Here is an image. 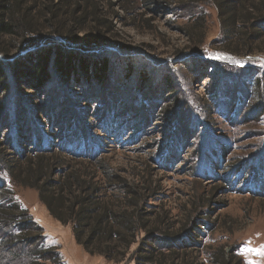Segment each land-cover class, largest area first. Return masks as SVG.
I'll use <instances>...</instances> for the list:
<instances>
[{"label": "trees", "instance_id": "16d2710c", "mask_svg": "<svg viewBox=\"0 0 264 264\" xmlns=\"http://www.w3.org/2000/svg\"><path fill=\"white\" fill-rule=\"evenodd\" d=\"M210 3L218 13L221 50L236 55H264V0ZM109 25L112 27L101 0H0V38L9 36L23 42L21 47L15 46L20 47L16 54H10L8 46L0 45V130L7 123L11 127L9 134L0 138V161L4 162L2 173L6 174H0V194L6 193L8 180L36 189L50 213L63 223H70L77 241L90 253L115 258L130 250L128 257L134 264H205L201 252L196 251L202 230H194L195 225L190 230L176 231L167 211L165 216H158L154 205L149 204L161 188L152 174L144 170L133 183L125 170L113 166L104 143L83 123L85 116L76 113L70 101H89L97 129L114 134L116 139H121L128 127L132 128L136 118L141 119L144 127L156 114L155 104L162 102V87L152 97L140 93L137 99L134 93L127 92L121 98L118 87L122 67L114 74L115 61L120 60L110 58L113 52L108 51V46L112 41L106 35L113 28ZM206 26L202 14L184 29L195 50L200 51L205 43ZM189 57L202 61L207 68L217 65L195 55ZM146 64L149 65L146 62L142 67ZM159 70L161 76L167 73L165 68ZM139 75L145 78L144 71ZM7 77L14 80L13 85L5 80ZM227 77L226 72L218 74L213 94L218 106L220 100L228 102L222 113L244 120L242 114L248 110L259 113L264 109L261 89L254 105H248L249 98L244 94L240 102L241 90L235 92L234 86L226 87L234 83ZM160 83L166 87L169 79ZM17 87L48 96L51 104L48 100L36 106L28 104ZM80 90L83 95L74 96ZM235 93L236 101L232 104ZM105 97L107 102H97ZM167 107L163 105L161 111L166 112ZM185 111L189 114L190 107L186 106ZM42 116L53 121L51 126L41 122ZM191 123V116H179L178 132L170 140H161L164 155L160 159L171 154L175 160L174 151L184 148ZM141 132L134 133L131 139L140 137ZM207 142H200L199 153L209 152L210 159L199 156L200 166L218 169L215 159H211L213 155L220 157L221 149L213 141L206 148ZM18 209L0 208V227L5 229L0 230V245L16 260L9 259L8 264H57L58 255L43 242V230H33L37 227L34 221L22 217L27 213ZM194 221L199 223L201 219ZM9 226H14V230H7L12 229ZM236 261L221 248L220 256L212 259L211 264H241Z\"/></svg>", "mask_w": 264, "mask_h": 264}, {"label": "rangeland", "instance_id": "374dc122", "mask_svg": "<svg viewBox=\"0 0 264 264\" xmlns=\"http://www.w3.org/2000/svg\"><path fill=\"white\" fill-rule=\"evenodd\" d=\"M101 1L112 23V27L109 26L113 28V32L106 35L112 41V45L108 46V51L113 52L110 58L120 60V63L115 61L114 74L122 67L118 87L121 98L127 92L134 93L137 99L140 93L143 97H152L162 87V102L157 101L155 107L158 110L146 126L143 127L141 119L138 121L136 118L132 128L127 125L128 131L121 139L97 129L92 114L95 111L89 101L70 100L75 112L85 116L83 123L104 143L108 161L125 170L131 182L138 180V174L142 175L144 170L152 174L157 187L161 186L157 197L149 201L158 216H165L167 211L174 220L173 229L176 231L190 230L195 225L197 229L194 230H202L196 246V251L201 252L202 262L211 264L224 248L233 262L264 264V176L261 178L264 175V109L259 113L248 110L242 114L244 120L235 115L227 116L222 113V107L228 102L220 100L221 105L218 106L213 96L218 74L226 72L227 78L234 81L226 87L234 86L235 92L241 90L240 102L244 94L249 98L248 105H254L261 91L264 101V55L259 52L236 55L220 49L218 13L210 0ZM202 14L206 18L207 35L199 51L191 47L184 29ZM2 44L10 48V54H16L23 42L21 44L19 38L7 36L0 38ZM17 44L21 45L15 48ZM189 55L217 62V65L214 69L207 68L202 61H192L193 57ZM143 62L149 65L142 67ZM159 68H165L167 73H162L165 76L160 75ZM142 71L145 78L139 75ZM166 78L169 83L164 87L160 82H166ZM5 80L14 84L11 77ZM16 91L24 98L22 100L33 106L47 100L48 105L51 104L48 96L35 94L26 88L17 87ZM82 92L76 91L74 96L80 97ZM236 96L235 93L232 104ZM107 100L108 97H105L97 99V102L101 104ZM165 104L168 110L163 112L161 108ZM186 106L190 107L189 114L185 111ZM171 110L173 113H170ZM186 115L191 116L192 123L189 125L190 132L185 135L184 148H176L174 161L171 154L160 159L164 155L161 154V140H170L178 132L179 125L176 123L179 116L185 119ZM41 122L49 127L53 121L42 116ZM8 128H11L10 123L0 130L1 139L9 134ZM139 130L142 131L140 137L131 139ZM206 140V148L213 141L221 149L218 152L220 157L213 155L211 159V162L215 159L218 169L200 166L199 156L210 159L209 152L204 155L199 153L200 142L203 141L204 145ZM3 163L0 161V174L6 177L2 173L5 169ZM139 180L142 182L143 179ZM7 187L6 193L0 194V208L15 206L16 209L19 207L20 213L26 212L22 217L34 221L37 227L33 230H43V242L58 255L57 264H134L128 257L130 250L126 255L122 253L115 258L88 252L77 241L72 225L54 217L40 200L36 189L9 180ZM198 218L201 219L199 223L194 221ZM189 220L191 223H188ZM9 227L12 229L7 230H14V226ZM0 230L5 229L0 227ZM9 259H13L11 253L0 245V264H8ZM24 260L23 257L22 262Z\"/></svg>", "mask_w": 264, "mask_h": 264}]
</instances>
